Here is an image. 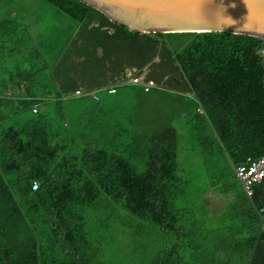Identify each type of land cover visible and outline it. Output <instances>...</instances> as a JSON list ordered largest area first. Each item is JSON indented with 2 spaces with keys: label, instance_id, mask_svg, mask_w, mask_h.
<instances>
[{
  "label": "trees",
  "instance_id": "obj_1",
  "mask_svg": "<svg viewBox=\"0 0 264 264\" xmlns=\"http://www.w3.org/2000/svg\"><path fill=\"white\" fill-rule=\"evenodd\" d=\"M30 1L0 0V264H119L125 247L139 264H264V177L247 195L235 174L264 155V39L141 33L43 0L75 25L59 44L50 26L32 33ZM141 75L155 84L128 81ZM178 125L203 189L179 162ZM208 193L224 197L217 215Z\"/></svg>",
  "mask_w": 264,
  "mask_h": 264
},
{
  "label": "water",
  "instance_id": "obj_2",
  "mask_svg": "<svg viewBox=\"0 0 264 264\" xmlns=\"http://www.w3.org/2000/svg\"><path fill=\"white\" fill-rule=\"evenodd\" d=\"M130 30L223 31L264 39V0H82Z\"/></svg>",
  "mask_w": 264,
  "mask_h": 264
},
{
  "label": "rangeland",
  "instance_id": "obj_3",
  "mask_svg": "<svg viewBox=\"0 0 264 264\" xmlns=\"http://www.w3.org/2000/svg\"><path fill=\"white\" fill-rule=\"evenodd\" d=\"M31 4L34 3V5L37 6V17H38V23L42 27L41 35H45V33H48V27L51 30V36L53 35V32L58 33L59 35L55 39L57 43H61L66 39V36L69 35L71 31L75 29V25L73 28L70 29L69 24L72 22L70 19L63 18L62 16L55 14V9L48 4L47 2L43 0H31ZM73 23V22H72ZM16 56V55H15ZM11 63V62H10ZM130 70H127V76H130ZM143 76V75H142ZM141 77V76H140ZM193 148L190 147V141L188 138V135L184 131V129L181 127V125H178V158L179 162L183 167H186V169L190 170V175L193 180H195L196 185H200V189L202 187H205L203 184L204 181L207 180V172L206 167L203 162V160L200 157H196L193 155ZM202 186V187H201ZM192 187V186H191ZM203 189V188H202ZM224 201V202H223ZM202 203L205 207H207L211 214L217 215L220 213V209L224 207L225 200L224 197L221 194L218 193H208L206 197L202 199ZM114 225H119L117 227V232L115 233V237L118 247H122L125 244L126 238L124 237L123 233L121 232L122 228H125V225L121 224L119 220H116L114 222ZM114 227V230L116 229ZM113 232V231H112ZM155 232L157 234H155ZM161 231L158 229L153 230V235L150 236L153 239V242L149 238H145L144 241L146 244H150V247L153 248L154 243L160 242L161 237L159 234ZM118 255L122 259V262L119 264H125L127 262H130L131 264H139L137 261L138 257H134V253L131 255V253L128 251L127 247L120 248L118 250ZM127 253V255H125Z\"/></svg>",
  "mask_w": 264,
  "mask_h": 264
},
{
  "label": "built area",
  "instance_id": "obj_4",
  "mask_svg": "<svg viewBox=\"0 0 264 264\" xmlns=\"http://www.w3.org/2000/svg\"><path fill=\"white\" fill-rule=\"evenodd\" d=\"M143 76L141 77H134L130 78L129 82H141L143 83L144 89L148 90L150 87H152L155 83L153 80H146L143 81ZM108 92L112 93L115 91V86L108 87ZM84 93L80 89H76L74 91V95H80ZM86 93V92H85ZM90 94L93 96L94 99H98V95L96 92H90ZM33 110H36V106H33ZM198 111H201L200 108H198ZM235 174L237 178L242 183V187L247 195H252L253 193V185L259 183L262 178L264 177V155H261L260 157L250 160V162L246 165H239L235 168ZM33 188L37 187V183L34 182L32 184Z\"/></svg>",
  "mask_w": 264,
  "mask_h": 264
},
{
  "label": "crops",
  "instance_id": "obj_5",
  "mask_svg": "<svg viewBox=\"0 0 264 264\" xmlns=\"http://www.w3.org/2000/svg\"><path fill=\"white\" fill-rule=\"evenodd\" d=\"M33 12L31 11V13L27 16V19L31 20V31L34 35H37V36H42L41 35V31H42V27L40 26V24L38 22H36L32 17H31V14ZM130 74V73H129ZM142 76V75H141ZM4 80H7V77L5 75H3L2 73H0V81H4ZM20 93V90H15L13 91V94H19Z\"/></svg>",
  "mask_w": 264,
  "mask_h": 264
}]
</instances>
